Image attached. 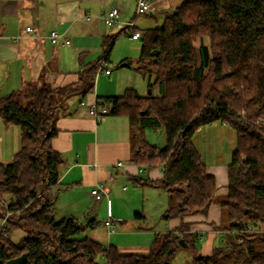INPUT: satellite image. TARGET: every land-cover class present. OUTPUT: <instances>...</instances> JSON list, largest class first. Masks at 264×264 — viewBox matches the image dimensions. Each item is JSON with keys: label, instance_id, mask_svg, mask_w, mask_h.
Segmentation results:
<instances>
[{"label": "trees", "instance_id": "1", "mask_svg": "<svg viewBox=\"0 0 264 264\" xmlns=\"http://www.w3.org/2000/svg\"><path fill=\"white\" fill-rule=\"evenodd\" d=\"M141 32L137 70L148 77L152 93L129 88L105 99L112 114L130 119L137 143L131 160L163 167L164 177L155 184L168 194L165 219L207 214L218 186L193 137L214 122L234 128L237 143L222 202L230 239L190 264H264V0H184L162 26ZM97 67H86L72 84L31 81L0 97L3 123L20 127L22 144L12 161L0 163V217L10 212L0 229V264L22 253L28 254L26 264H102V258L106 264H173L180 239L196 241L182 221L158 233L148 255L121 254L116 245L77 237L94 219L83 224L72 215L55 217L52 190L63 158L51 141L59 131V108L70 96L93 89ZM161 126L167 144L159 148L145 140L144 130ZM16 228L28 233L19 242L10 237Z\"/></svg>", "mask_w": 264, "mask_h": 264}, {"label": "crops", "instance_id": "2", "mask_svg": "<svg viewBox=\"0 0 264 264\" xmlns=\"http://www.w3.org/2000/svg\"><path fill=\"white\" fill-rule=\"evenodd\" d=\"M148 1L154 8L152 12L156 13L167 14L179 6L177 0ZM113 6L120 9L119 22L108 26L101 15ZM135 6L136 0H0V97L31 81H45L53 87L75 83L86 67L96 62L98 65L104 62L105 68L112 70L110 75L96 70L93 89L86 94L81 92L70 96L59 108L56 122L59 131L51 141L53 149L63 158L59 184L52 190L55 217L60 219L72 215L83 224L94 219L95 225L82 231L83 236L80 238L88 237L106 243V246L116 245L121 254L148 255L153 242H149L150 235H145L143 232L146 229L139 224L146 221V215L141 212L142 216H136L135 213L139 212L142 198L148 190H153L150 191L152 193L163 189L155 184L164 177L163 167L159 165L147 169L144 164L131 160L137 143L133 139L128 116L110 112L96 118L88 110V104L122 95L129 88L144 95L140 92L141 86L136 75L141 74L137 70L139 56L135 64L129 56L122 57L116 68L110 64L113 47L118 36L124 33L122 29L125 23L133 17ZM139 18L136 28L142 31L144 28L139 26ZM30 25L34 27L33 32L26 30ZM54 29L63 35L58 44L49 38L50 31ZM64 38L69 39L70 44L62 43ZM110 42L113 44L106 59V48ZM95 53L98 55L90 60L91 54ZM82 100L87 105L82 104ZM194 143L207 171L216 178V195H227L230 160L215 158L208 162L196 138ZM21 145L20 127L5 125L0 115V163L12 161ZM119 161L122 165L117 166ZM142 172L147 174L146 178L141 176ZM127 181L137 186L130 188ZM107 182H111L109 196L96 200L91 188L96 183ZM165 207L161 205V209ZM133 211V218L138 224L122 231L119 236L115 235V221L125 224L133 222L130 221ZM218 212L219 207L212 203L207 214L166 219L168 230L155 232V237L158 233L177 229L182 221L188 224L187 232L193 239L203 238L208 233L220 235L225 230L218 229ZM114 215L117 216L116 220ZM108 219L112 226L106 225ZM3 224V218L0 217V229ZM27 235L23 228H16L10 233L14 242L21 241ZM126 236H135L136 239L125 240ZM222 241L226 242L224 238Z\"/></svg>", "mask_w": 264, "mask_h": 264}, {"label": "rangeland", "instance_id": "3", "mask_svg": "<svg viewBox=\"0 0 264 264\" xmlns=\"http://www.w3.org/2000/svg\"><path fill=\"white\" fill-rule=\"evenodd\" d=\"M176 1V0H172ZM177 5L182 4V1L177 0ZM175 8L172 7L173 10ZM135 9L132 13L134 15ZM166 13H156V12H148L145 14H141L139 18V26L144 29L155 28L162 26L165 20ZM142 48V39L135 41L131 38L128 33H122L118 36L117 41L113 47V51L111 53V66L116 68L119 64L121 58L125 56H129L132 58V63L135 64L136 58L140 56ZM98 53L91 54L90 60L96 57ZM120 58V59H119ZM137 80L140 83V92L142 94H147L149 90L148 86V77H143L142 74H136ZM139 86V85H138ZM155 94H157V90H155ZM220 122H214L209 125L202 126L199 128L193 137V140L196 138L199 149L204 154V158L210 162L214 161V159H219L223 161H231L233 151L236 148L237 143V133L234 128L229 126L228 124ZM144 138L150 144L157 147H164L167 144V136L164 127H152L146 128L144 130ZM229 161V162H230ZM148 169V167H147ZM141 176L146 178V173H141ZM130 188H135L137 184L131 181H127L126 183ZM153 190H148L146 196L142 198L141 208L138 209L139 212L144 213L146 215V221L139 223L146 229L143 233L145 235H150V243L153 242L155 238V232H159L160 230H168L169 223L168 220L163 218V214L168 207V195L165 190H155L154 192H150ZM157 191V192H156ZM5 199H9V196H5ZM114 201V197L112 196ZM227 200L226 194H218L214 198V202L219 207L218 212V229H223L224 227H228L230 224V219L227 214V209L222 205V202ZM7 201V200H6ZM4 200L3 205L7 206V203ZM145 205V209H144ZM161 205L166 206L164 209H161ZM105 207V206H104ZM115 209H117V202H115ZM135 211L131 213V219L129 224L121 223L117 221L114 215V219L116 220L114 223L115 232L114 234L119 236L118 234L122 231H126L132 227H134L138 222L133 218ZM124 214V212H123ZM57 217V216H56ZM59 218V217H57ZM101 228V227H100ZM230 233L228 230L220 235H215L212 233L205 234L203 238H198L194 244H189L183 246L180 244V247L174 257L173 264H190L194 257L198 255H209L211 254L216 247L224 245V241L228 242L230 239ZM83 236L82 233L78 234L77 237ZM125 240H129V238H135V236H126ZM112 243V242H110ZM106 244V243H104ZM109 244V243H108ZM108 246V245H107ZM102 264H106V260L104 258L101 259Z\"/></svg>", "mask_w": 264, "mask_h": 264}, {"label": "built area", "instance_id": "4", "mask_svg": "<svg viewBox=\"0 0 264 264\" xmlns=\"http://www.w3.org/2000/svg\"><path fill=\"white\" fill-rule=\"evenodd\" d=\"M153 10H154V8L148 0H136L135 13H134L133 17L125 23V26L122 29V32L128 33L133 39H139L142 35V32L140 30L136 29L137 18L141 14L152 12ZM119 16H120V9L117 6H113L110 10L102 13V15H101L103 21L108 26H112V25L118 23L119 22ZM26 30L28 32H33L34 27L32 25L27 26ZM62 36H63L62 33L56 29L51 30L49 33V38L51 39V41L54 44L60 43ZM62 43L70 44V40L64 38V39H62ZM97 71H98V73L102 72V73L109 74V75L112 73L111 69L105 68L104 62H101L98 65ZM81 103L86 104V102L84 100H82ZM88 110H89V113L94 115L96 118H100L103 115L109 114L111 112V104L105 100L99 99L94 103L88 104ZM120 165H122L121 161H119L117 163V166H120ZM110 190H111V182L96 183L91 188V194L94 196V198L96 200H100L101 198H103L105 196H109ZM9 213L10 212L7 211L5 213V215L2 217L3 223L6 221V218L9 215ZM0 214H1V212H0ZM105 223L108 226H112L110 219L106 220ZM112 230H114V228H112ZM247 230L252 231V227L249 225L247 227ZM229 232L231 233V230H229ZM232 233L234 235H237L236 230H234Z\"/></svg>", "mask_w": 264, "mask_h": 264}, {"label": "water", "instance_id": "5", "mask_svg": "<svg viewBox=\"0 0 264 264\" xmlns=\"http://www.w3.org/2000/svg\"><path fill=\"white\" fill-rule=\"evenodd\" d=\"M153 53L155 55H157L158 54V50L157 49L153 50ZM151 93H152V90H151V88H149L148 94H151ZM180 244L183 245V246L187 245V243L182 238L180 239ZM27 259H28V254L27 253H22L21 255H19L17 257H13V258L8 259L4 264H26L27 263Z\"/></svg>", "mask_w": 264, "mask_h": 264}]
</instances>
